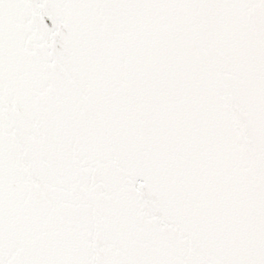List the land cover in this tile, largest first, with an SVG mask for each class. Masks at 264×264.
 Segmentation results:
<instances>
[{
    "label": "water",
    "instance_id": "water-1",
    "mask_svg": "<svg viewBox=\"0 0 264 264\" xmlns=\"http://www.w3.org/2000/svg\"><path fill=\"white\" fill-rule=\"evenodd\" d=\"M0 264H264V0H0Z\"/></svg>",
    "mask_w": 264,
    "mask_h": 264
}]
</instances>
